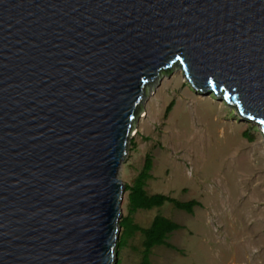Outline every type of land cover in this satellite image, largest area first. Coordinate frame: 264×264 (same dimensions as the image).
<instances>
[{"label": "water", "instance_id": "obj_1", "mask_svg": "<svg viewBox=\"0 0 264 264\" xmlns=\"http://www.w3.org/2000/svg\"><path fill=\"white\" fill-rule=\"evenodd\" d=\"M175 69L264 136V0H0V264H116L121 161Z\"/></svg>", "mask_w": 264, "mask_h": 264}, {"label": "rangeland", "instance_id": "obj_2", "mask_svg": "<svg viewBox=\"0 0 264 264\" xmlns=\"http://www.w3.org/2000/svg\"><path fill=\"white\" fill-rule=\"evenodd\" d=\"M246 135H243V132ZM144 188L179 201L129 212L126 190L116 264H264V136L213 94L188 86L180 69L155 79L140 110L128 160L118 178L127 186L145 169ZM156 215L180 225L147 255L144 235ZM146 255V257H145Z\"/></svg>", "mask_w": 264, "mask_h": 264}, {"label": "trees", "instance_id": "obj_3", "mask_svg": "<svg viewBox=\"0 0 264 264\" xmlns=\"http://www.w3.org/2000/svg\"><path fill=\"white\" fill-rule=\"evenodd\" d=\"M247 133L244 131L243 135ZM150 167V159L149 157L146 159L145 162V169L140 172L139 175L133 178V182L130 186H127V190H129L128 194V210L129 212H134L138 209H152L153 207H160L165 202L172 203L175 207L187 210L192 212V209L198 202L194 199L188 201H179L173 197L167 196L161 193H153L149 194L144 188L145 179L147 178V170ZM129 217L125 216L122 218V225L121 228L123 232H126L127 229L124 228L123 223L128 221ZM130 225V231L128 229V233L130 234L133 231L139 230L144 235V247L145 253L147 255L148 251L154 245H160L166 243L165 238L166 235L169 234L174 229H178L180 227L179 224L169 221L167 218L161 215H156L152 223L148 227H139L136 224H132L128 222ZM119 246V245H118ZM145 255V257H146ZM146 263V259L144 260V264Z\"/></svg>", "mask_w": 264, "mask_h": 264}]
</instances>
